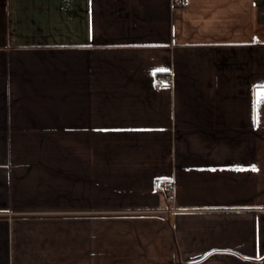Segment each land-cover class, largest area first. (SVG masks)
<instances>
[{
    "label": "crops",
    "instance_id": "crops-1",
    "mask_svg": "<svg viewBox=\"0 0 264 264\" xmlns=\"http://www.w3.org/2000/svg\"><path fill=\"white\" fill-rule=\"evenodd\" d=\"M260 86L264 0H0V264H264Z\"/></svg>",
    "mask_w": 264,
    "mask_h": 264
},
{
    "label": "snow or ice",
    "instance_id": "snow-or-ice-1",
    "mask_svg": "<svg viewBox=\"0 0 264 264\" xmlns=\"http://www.w3.org/2000/svg\"><path fill=\"white\" fill-rule=\"evenodd\" d=\"M163 69H157V71H162ZM262 88H264V86H260ZM262 97H264V92H260V91H257L255 93V100H254V108H259L260 105L262 103H264V99H262Z\"/></svg>",
    "mask_w": 264,
    "mask_h": 264
},
{
    "label": "built area",
    "instance_id": "built-area-1",
    "mask_svg": "<svg viewBox=\"0 0 264 264\" xmlns=\"http://www.w3.org/2000/svg\"><path fill=\"white\" fill-rule=\"evenodd\" d=\"M178 2H181V0H177ZM164 187L167 189V190H170L171 189V187H172V185L169 183V182H166L165 184H164Z\"/></svg>",
    "mask_w": 264,
    "mask_h": 264
}]
</instances>
